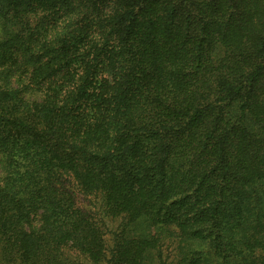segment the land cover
<instances>
[{
    "label": "trees",
    "instance_id": "obj_1",
    "mask_svg": "<svg viewBox=\"0 0 264 264\" xmlns=\"http://www.w3.org/2000/svg\"><path fill=\"white\" fill-rule=\"evenodd\" d=\"M0 264H264V0H0Z\"/></svg>",
    "mask_w": 264,
    "mask_h": 264
},
{
    "label": "rangeland",
    "instance_id": "obj_2",
    "mask_svg": "<svg viewBox=\"0 0 264 264\" xmlns=\"http://www.w3.org/2000/svg\"><path fill=\"white\" fill-rule=\"evenodd\" d=\"M167 246H169V245H167ZM167 246H165V249L167 248V249H169L170 247H167Z\"/></svg>",
    "mask_w": 264,
    "mask_h": 264
}]
</instances>
